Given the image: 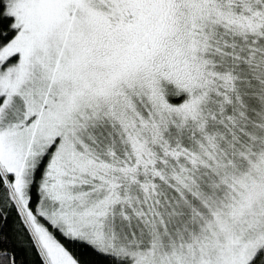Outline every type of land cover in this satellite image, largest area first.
<instances>
[{
	"label": "snow or ice",
	"instance_id": "obj_1",
	"mask_svg": "<svg viewBox=\"0 0 264 264\" xmlns=\"http://www.w3.org/2000/svg\"><path fill=\"white\" fill-rule=\"evenodd\" d=\"M0 264H264V0H0Z\"/></svg>",
	"mask_w": 264,
	"mask_h": 264
}]
</instances>
